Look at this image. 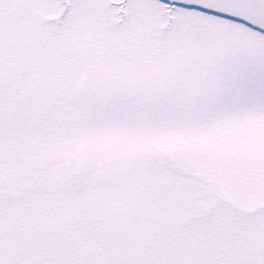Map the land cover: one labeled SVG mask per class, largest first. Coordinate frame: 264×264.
<instances>
[{
  "label": "snow or ice",
  "instance_id": "6c2138e0",
  "mask_svg": "<svg viewBox=\"0 0 264 264\" xmlns=\"http://www.w3.org/2000/svg\"><path fill=\"white\" fill-rule=\"evenodd\" d=\"M0 264H264V0H0Z\"/></svg>",
  "mask_w": 264,
  "mask_h": 264
}]
</instances>
